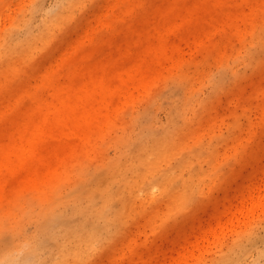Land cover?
I'll use <instances>...</instances> for the list:
<instances>
[{
    "label": "rangeland",
    "instance_id": "374dc122",
    "mask_svg": "<svg viewBox=\"0 0 264 264\" xmlns=\"http://www.w3.org/2000/svg\"><path fill=\"white\" fill-rule=\"evenodd\" d=\"M233 262L264 264V0H0V264Z\"/></svg>",
    "mask_w": 264,
    "mask_h": 264
},
{
    "label": "bare ground",
    "instance_id": "6f19581e",
    "mask_svg": "<svg viewBox=\"0 0 264 264\" xmlns=\"http://www.w3.org/2000/svg\"><path fill=\"white\" fill-rule=\"evenodd\" d=\"M250 199H251V205H252V207H254V206H255V203H256V201H257V199H256L255 197H253V196H252ZM85 233H86V234H85ZM85 233H83V231H81V232L75 234L76 238L80 241V243H84V244H86V243L88 242V240H89L90 237H94V236H92V234H91L89 231H88V232H85ZM36 248H37L36 245H31V246L28 248V252L37 255V254H36ZM58 250H59L60 252H62V253L64 252V255H65L66 253H68V251H65V250H66L65 240H63L62 244L59 245V249H58ZM233 263H234V262H233ZM234 264H235V263H234Z\"/></svg>",
    "mask_w": 264,
    "mask_h": 264
}]
</instances>
